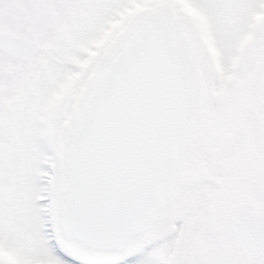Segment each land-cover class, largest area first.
<instances>
[{
	"label": "snow or ice",
	"instance_id": "1",
	"mask_svg": "<svg viewBox=\"0 0 264 264\" xmlns=\"http://www.w3.org/2000/svg\"><path fill=\"white\" fill-rule=\"evenodd\" d=\"M0 264H264V0H0Z\"/></svg>",
	"mask_w": 264,
	"mask_h": 264
}]
</instances>
